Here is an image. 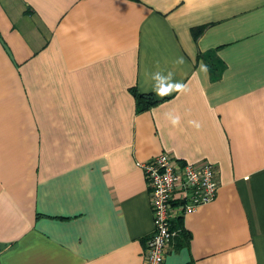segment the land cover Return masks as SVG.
<instances>
[{
    "label": "crops",
    "instance_id": "1",
    "mask_svg": "<svg viewBox=\"0 0 264 264\" xmlns=\"http://www.w3.org/2000/svg\"><path fill=\"white\" fill-rule=\"evenodd\" d=\"M163 152L220 184L164 264H264V0H0V264H145Z\"/></svg>",
    "mask_w": 264,
    "mask_h": 264
},
{
    "label": "built area",
    "instance_id": "2",
    "mask_svg": "<svg viewBox=\"0 0 264 264\" xmlns=\"http://www.w3.org/2000/svg\"><path fill=\"white\" fill-rule=\"evenodd\" d=\"M137 165L145 174L153 215V230L143 253L145 264H164L173 239L181 235V229L175 227L178 219L217 197V167L206 160L175 161L165 152Z\"/></svg>",
    "mask_w": 264,
    "mask_h": 264
},
{
    "label": "trees",
    "instance_id": "3",
    "mask_svg": "<svg viewBox=\"0 0 264 264\" xmlns=\"http://www.w3.org/2000/svg\"><path fill=\"white\" fill-rule=\"evenodd\" d=\"M134 96L136 99L135 101H137V111L138 112L148 110L159 103V101L156 100V98L152 94L144 95L143 93H138L134 91ZM183 221H184L183 218L180 217L175 226L181 229V235L178 238L179 240H184V239H187L188 237L186 231L182 227Z\"/></svg>",
    "mask_w": 264,
    "mask_h": 264
},
{
    "label": "clouds",
    "instance_id": "4",
    "mask_svg": "<svg viewBox=\"0 0 264 264\" xmlns=\"http://www.w3.org/2000/svg\"><path fill=\"white\" fill-rule=\"evenodd\" d=\"M180 62H182V60ZM201 70L204 71V72H206L207 71V66L202 64L201 65ZM180 89L181 88H179L177 90H180ZM168 91H169V89H161V90H159V94L163 95V94H166ZM178 119H179L178 117L176 119H173L172 123L173 124L178 123Z\"/></svg>",
    "mask_w": 264,
    "mask_h": 264
}]
</instances>
